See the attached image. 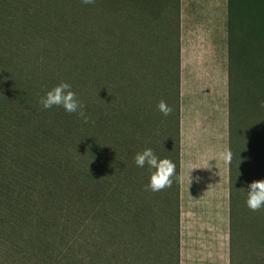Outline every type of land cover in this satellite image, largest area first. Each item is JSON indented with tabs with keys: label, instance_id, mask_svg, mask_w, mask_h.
<instances>
[{
	"label": "trees",
	"instance_id": "1",
	"mask_svg": "<svg viewBox=\"0 0 264 264\" xmlns=\"http://www.w3.org/2000/svg\"><path fill=\"white\" fill-rule=\"evenodd\" d=\"M171 1L95 0L84 5L81 0H0V264L157 263V256L152 260L151 254L152 249L157 252L158 224L155 231L154 227L159 215L168 221L161 239L166 244L165 263L170 264L171 203L178 178V0H174L172 70L174 141L172 157H165L175 163L176 173L171 187L160 195L163 210L157 211L156 193L145 190L153 169L139 168L134 162L140 150L133 105L121 104L120 99L126 88H136L132 76L139 63L136 38L143 34L141 21L146 16H170ZM249 2L256 8L257 23L263 26L264 0ZM108 5L114 10L113 22L125 10L128 21L118 22L106 38L108 30L96 18L100 11L108 13ZM62 27L74 30L77 38L73 67L79 72V101L89 117L87 124L62 107L42 109L37 99L54 86L35 85L27 77V55L33 51L45 65V61L58 64L66 59L59 56V50L66 47L47 40ZM163 34L170 32L165 28ZM149 49L146 46L143 55L150 62ZM128 63L132 66L126 74L123 67ZM120 67L127 76L117 73L113 97L119 99L113 101L112 97L114 107H109L112 102L107 101V92L99 91L109 75L105 73ZM69 74L66 76L71 77ZM91 78L97 94L89 87L85 91ZM16 81L23 85L15 86ZM50 81L58 85L54 79ZM34 112L40 117H34Z\"/></svg>",
	"mask_w": 264,
	"mask_h": 264
},
{
	"label": "crops",
	"instance_id": "2",
	"mask_svg": "<svg viewBox=\"0 0 264 264\" xmlns=\"http://www.w3.org/2000/svg\"><path fill=\"white\" fill-rule=\"evenodd\" d=\"M255 9L249 0L177 2L178 178L170 264H232L231 163L222 153L231 152L233 52L236 64L245 57L252 65L256 52L264 66V25Z\"/></svg>",
	"mask_w": 264,
	"mask_h": 264
},
{
	"label": "rangeland",
	"instance_id": "3",
	"mask_svg": "<svg viewBox=\"0 0 264 264\" xmlns=\"http://www.w3.org/2000/svg\"><path fill=\"white\" fill-rule=\"evenodd\" d=\"M169 9L170 16L165 18L158 17L156 19L146 16V21H141L143 34H139L140 36L136 38L139 63L135 66L132 76L136 88L135 90L126 88L127 91H123L124 94L122 93L123 95H121L120 99L121 104H126V106L133 105L136 120L139 122L135 133V140H137L140 152L146 148H151L159 159H165L168 154L172 157L174 141L175 92L172 73L175 34L174 0L171 1ZM107 11L108 13L100 11L96 18V22L100 21L101 26L108 30L106 38L110 37L118 22L128 21L127 10H125V13L120 11L114 22L110 19L114 10L108 5ZM165 28L169 30L170 35L165 36L163 34ZM257 31L255 30V33ZM72 33H75V31L62 27L53 36L47 38L48 41L53 42L55 45L66 47L64 50L58 49L60 57L66 56V59H62L58 64L49 60L45 61L47 62L45 65L41 63L42 59L35 51L28 54L27 75L29 73L30 75L27 77L29 82L35 85H53L54 87L57 86L56 83L50 80L54 79L58 82L57 84H60L61 82L59 81L65 79L64 83L71 85V90L78 95L77 98L79 100V96H81L79 93V72L73 67L75 65L74 55L77 38H74ZM149 45L150 62L149 59H146V54L145 56L143 55L145 47ZM66 52L68 55H66ZM233 53L231 64L232 264H264V208L258 212H252L246 206L247 186L253 181L264 180V108L260 107L261 102L264 101V66L259 68V58L256 52L253 56L252 65L250 63L249 65L246 64L247 60L243 55H241L243 57L241 58L242 62L236 64L237 54ZM130 66L132 65L128 63L123 67L126 70V74ZM69 72H71L69 74L71 77L66 76ZM117 73L126 75L125 72L123 73L121 67L116 72L109 71L105 73V75H109L103 80L105 85L99 91L103 95L107 92V96L105 97L108 98L107 101L112 102V104H109V107H114L113 101L119 99V97H113V95L116 96L113 88L115 85L114 81L118 78ZM89 82L91 85L85 86V91L89 87V91L92 94H97V90L96 92L93 91L96 88L93 85L94 80L91 78ZM18 85L21 86L23 84L16 81L15 86ZM122 85L125 87V82ZM91 86L93 89L90 88ZM9 87H13V85ZM23 89L26 90V88ZM45 92L47 93V89L41 94H46ZM111 92L112 94H110ZM40 99L38 98L37 100L40 101ZM123 99H126L125 103ZM161 100L165 101L173 109L170 115L164 116L158 111L157 104ZM53 109L56 110L57 107H53ZM52 112H48L47 115H50ZM33 114L36 118L40 117V114L37 112ZM6 125L8 128L10 124ZM7 128L1 131H5ZM160 154L161 156H159ZM163 192L165 193L164 190L156 192V196L158 197L157 211L163 210L165 206L160 197V195H163ZM172 208L173 203H171ZM163 217L159 215L155 221L154 231L156 223L158 224L154 241L157 252L155 254L154 249H152L153 254H151V258L152 260L155 259L156 255L157 263L152 261L151 264H166L164 251L166 244L164 239H161V236L163 235L162 230L166 231L168 227V221L167 218L166 221H163ZM172 223L171 219V225ZM171 242L172 239L170 240ZM172 250L173 246L171 247Z\"/></svg>",
	"mask_w": 264,
	"mask_h": 264
},
{
	"label": "clouds",
	"instance_id": "4",
	"mask_svg": "<svg viewBox=\"0 0 264 264\" xmlns=\"http://www.w3.org/2000/svg\"><path fill=\"white\" fill-rule=\"evenodd\" d=\"M81 3L92 5L95 0H81ZM39 103L44 110L62 107L66 113L77 115L83 123L87 124L90 122L88 115L84 111L83 103L78 100L76 93L71 90V85L68 83L61 82L50 91H47ZM260 107L264 108V101L261 102ZM157 109L164 116L170 115L173 111L163 100L157 104ZM222 158L225 163L230 164L232 159L231 152L225 151L222 153ZM134 162L139 168L147 166L149 169H154L145 190L156 193L171 187L172 178L176 173V165L173 161L167 158L159 159L151 148H146L135 155ZM246 195V206L250 211L258 212L264 208V180L251 182L247 186Z\"/></svg>",
	"mask_w": 264,
	"mask_h": 264
}]
</instances>
